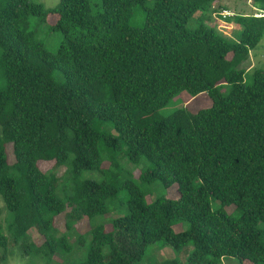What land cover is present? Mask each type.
<instances>
[{
  "label": "trees",
  "instance_id": "trees-1",
  "mask_svg": "<svg viewBox=\"0 0 264 264\" xmlns=\"http://www.w3.org/2000/svg\"><path fill=\"white\" fill-rule=\"evenodd\" d=\"M93 1L0 3V195L9 213L4 229L0 208V264L14 245L44 264L74 258L75 220L117 205L126 213L109 230L79 233L91 236L80 264H137L158 242L186 253L185 263L163 264H264V70L243 67L263 38L264 0H243L263 16L227 18L231 0H100L97 14ZM137 10L142 25L130 23ZM50 14L63 34L56 52L24 29L30 16ZM216 15L243 26L237 40L209 24ZM182 91L206 93L212 106L161 117ZM90 171L101 180L81 178ZM131 176L177 185L179 197L147 202ZM31 231L39 241L29 242Z\"/></svg>",
  "mask_w": 264,
  "mask_h": 264
},
{
  "label": "rangeland",
  "instance_id": "rangeland-1",
  "mask_svg": "<svg viewBox=\"0 0 264 264\" xmlns=\"http://www.w3.org/2000/svg\"><path fill=\"white\" fill-rule=\"evenodd\" d=\"M36 2L42 3L46 9H53L55 8L59 0H34ZM5 0H0L1 4H4ZM223 5L228 9L230 13L234 14H244V15H259L263 16L261 13V10L259 9V5H253V1H241V0H231V1H224ZM102 9L101 1L100 0H94L92 3V13L97 14ZM208 14H210V10L204 11ZM198 13L195 15L197 17ZM144 14L142 11L137 10L135 14L130 19V23L132 25H142L144 22ZM215 20L212 22L209 20V24H213L218 27L219 30H221L223 33L227 34L228 36L232 35L234 39H238L240 32L243 28L242 25H240L237 21L234 19H231L230 22H224L222 19L219 18L218 15L214 16ZM55 16L50 14L47 16V18L38 17V16H30L28 24L24 27L25 30L29 32H33L37 39L42 40L44 46L52 52H56L63 40V34L59 31H53L51 29V26L53 25ZM195 19V18H194ZM194 19H192L189 22V26H193ZM212 22V23H211ZM244 69L247 70L248 75H251V73L256 69H263L264 70V31H263V38L261 42L258 44V46L251 51L250 53V59L247 61V63L244 64ZM1 87H5V83L0 82ZM231 90L230 85H223L221 87V92L224 95H228ZM212 106V100L209 98V96L206 93L200 94L196 97H193L190 92L188 91H182L178 93L165 107L159 110L158 114L161 117H166L171 114H173L178 109H181L183 107L189 108L190 111L196 112L201 109H206ZM7 159L9 164H13L15 161L14 153H13V147L12 144H9L7 146ZM48 163V165L43 164ZM41 164L48 168H53L55 166V162H43ZM53 165V166H52ZM108 167V165L106 164ZM66 165L60 166L56 168L58 172V176L61 177L64 175L66 171ZM129 169H131L132 173L135 175L138 171V169L133 166L129 165ZM82 179H94V180H101V175L98 172H84L81 176ZM126 178V176H124ZM133 180L143 188V190L146 193V201L152 202L156 200L159 196H166L168 198H178L179 192L177 185H174L170 188L163 187L160 183H153L151 185H144L143 182H141L136 177H132ZM61 189L63 187L61 186ZM59 189V194L64 197L66 196L70 191V187H68L67 192L64 193L63 190ZM125 197V188L123 190H120L119 198ZM0 208L2 210V218L1 223L6 229V221H5V214H9L4 201L2 199V196L0 195ZM126 213V210L122 209L119 205L116 206V209H111V211L105 215V216H98L95 217L93 220L88 221V218H83L81 220H75V223H73L75 227L76 238L74 239L72 235H67L70 239V243L74 244V252L75 257L73 258V255H65V259H57L58 255L52 256L54 257L52 264H80L83 262L86 258V254L88 252L90 243H91V236H84L82 239H79V233L86 234V232L91 229L94 225L97 224H104L109 230V226L111 225V222L113 218L121 215H124ZM61 217H56V222L60 223ZM61 233L66 232L65 226H62L60 228ZM67 233V232H66ZM32 241H39V234L36 231H31L30 233V243ZM41 260L38 261L39 258L32 259L30 255L23 254L21 248L18 245L12 246V249L9 253V259L6 260L3 264H44L42 262L43 258L40 256ZM51 258H47V261H49ZM180 259L182 262H186V253L178 254L171 246H165L162 242H158L155 244H151L147 247V251L145 255L142 257L141 260L138 261L137 264H163L164 262ZM45 260V259H44ZM43 260V261H44ZM46 261V260H45ZM218 264H253L251 261H239L235 258H222Z\"/></svg>",
  "mask_w": 264,
  "mask_h": 264
},
{
  "label": "built area",
  "instance_id": "built-area-1",
  "mask_svg": "<svg viewBox=\"0 0 264 264\" xmlns=\"http://www.w3.org/2000/svg\"><path fill=\"white\" fill-rule=\"evenodd\" d=\"M221 16H222L223 18H227V17H232L233 14L230 13L229 11H223V12L221 13Z\"/></svg>",
  "mask_w": 264,
  "mask_h": 264
},
{
  "label": "clouds",
  "instance_id": "clouds-1",
  "mask_svg": "<svg viewBox=\"0 0 264 264\" xmlns=\"http://www.w3.org/2000/svg\"><path fill=\"white\" fill-rule=\"evenodd\" d=\"M223 20V19H222Z\"/></svg>",
  "mask_w": 264,
  "mask_h": 264
}]
</instances>
